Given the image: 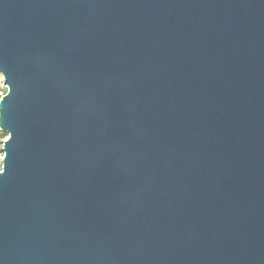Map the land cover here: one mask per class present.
Masks as SVG:
<instances>
[{
  "label": "water",
  "instance_id": "1",
  "mask_svg": "<svg viewBox=\"0 0 264 264\" xmlns=\"http://www.w3.org/2000/svg\"><path fill=\"white\" fill-rule=\"evenodd\" d=\"M0 264H264V0H0Z\"/></svg>",
  "mask_w": 264,
  "mask_h": 264
},
{
  "label": "rangeland",
  "instance_id": "2",
  "mask_svg": "<svg viewBox=\"0 0 264 264\" xmlns=\"http://www.w3.org/2000/svg\"><path fill=\"white\" fill-rule=\"evenodd\" d=\"M4 82L0 80V100L4 96ZM8 135L4 132L0 133V140L5 139ZM1 149V148H0ZM3 157V152L0 150V158ZM2 164H0V171H1Z\"/></svg>",
  "mask_w": 264,
  "mask_h": 264
},
{
  "label": "built area",
  "instance_id": "3",
  "mask_svg": "<svg viewBox=\"0 0 264 264\" xmlns=\"http://www.w3.org/2000/svg\"><path fill=\"white\" fill-rule=\"evenodd\" d=\"M0 80L1 81H3V78H2V76L0 75ZM0 133H2V131H0ZM7 138L8 137H6L5 139H3V140H0V150L2 151V148H3V144H4V142L7 140ZM1 161H2V158H0V164H1Z\"/></svg>",
  "mask_w": 264,
  "mask_h": 264
}]
</instances>
